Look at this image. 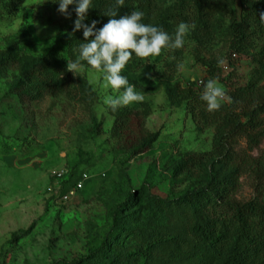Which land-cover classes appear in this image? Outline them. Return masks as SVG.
<instances>
[{
  "label": "rangeland",
  "instance_id": "1",
  "mask_svg": "<svg viewBox=\"0 0 264 264\" xmlns=\"http://www.w3.org/2000/svg\"><path fill=\"white\" fill-rule=\"evenodd\" d=\"M108 1L91 0L84 23ZM75 6L66 18L57 11L58 0H0V264H111L101 248L105 241L125 253L164 241L149 258L119 259L159 264L167 259L165 249H188L198 241L190 205L178 200L203 189L208 173L230 175L207 155L214 130L202 131L186 98L171 103L168 91L201 89L200 81L214 79L197 57L220 69L223 79L236 73L264 84V39L241 56L231 55V25L241 18L238 0L224 21L212 25L196 23L194 0H151L146 24L174 32L181 22L195 28L183 48L136 58L125 67L121 74L144 95L143 102L112 111L103 99L117 93L102 87V74L86 61L73 80L57 79L53 94L35 98L38 84L29 73L42 58L50 55L67 67V60L79 56L84 42L80 30L73 31ZM181 62L183 71L177 69ZM218 83L227 96L229 82ZM121 112L145 116L153 142L144 153L133 155L113 135ZM191 157L201 158L190 165ZM62 170V177L54 175ZM82 174L88 180L72 193ZM132 192L137 203L119 212ZM257 196L252 179L243 176L235 198L248 202Z\"/></svg>",
  "mask_w": 264,
  "mask_h": 264
},
{
  "label": "trees",
  "instance_id": "2",
  "mask_svg": "<svg viewBox=\"0 0 264 264\" xmlns=\"http://www.w3.org/2000/svg\"><path fill=\"white\" fill-rule=\"evenodd\" d=\"M235 1L194 0L197 5L196 23L212 25L224 21ZM238 2L241 6V18L234 20L231 25L232 56H241L254 47L257 39H264V24L259 19L260 12H264V0ZM115 6L116 0H109L104 8L93 12L85 24L91 25L95 20L96 29H99L110 19L105 13ZM133 10L143 11L145 16L142 22L146 23L150 17L151 0H125L116 18L130 14ZM158 27L170 35L175 34L168 27ZM80 39L86 42L83 29L80 30ZM136 58L133 54L127 65L134 63ZM197 59L208 68L209 75L214 79L229 82L225 98L227 102L222 101L218 111L209 112L206 102L200 99L203 88L194 89L192 85L185 89L176 87L173 92L168 91V98L174 103L180 97H185L187 111L198 127L202 131L214 130L212 151L207 155L215 158V165L230 172V175L218 179L208 173L203 189L193 193L188 199L178 200L190 205L192 232L198 241L188 249L181 246L165 249L167 259L159 264H180L185 261L189 264H264V150H260L264 141V84L247 80L236 73L223 79L220 69L200 57ZM66 69L67 67L59 64L50 55L42 58L29 73V78L36 79L38 84L34 97L39 99L53 94L57 90V79L73 80L74 74ZM112 133L133 155L144 153L153 142L148 134L145 116L135 113H119ZM257 150L259 153L255 156L254 152ZM200 158L191 157L189 164L192 165ZM243 176L252 179L258 195L248 202L235 198ZM137 201L138 194L129 193L119 212ZM172 202V199L165 201L167 204ZM162 244L164 241L148 242L144 248L132 253L116 252L108 241L101 248L107 252L111 264H123L119 259L130 256L151 257L153 251L161 248ZM102 249L94 254H101Z\"/></svg>",
  "mask_w": 264,
  "mask_h": 264
},
{
  "label": "clouds",
  "instance_id": "3",
  "mask_svg": "<svg viewBox=\"0 0 264 264\" xmlns=\"http://www.w3.org/2000/svg\"><path fill=\"white\" fill-rule=\"evenodd\" d=\"M58 3L57 11L66 18L71 16L69 6L76 5L74 11L77 18L74 21L73 31L83 29L86 41L80 45L77 59L67 60L66 70L76 75L77 72L83 70L81 61H86L92 69L101 73L102 87L110 88L113 93H117V95H106L103 99V103L112 111L133 103H141L144 100V95L137 92L135 86L131 85L127 77L121 74L131 61L133 54L144 60L160 56L165 49H181L184 47L185 37L190 30L195 28L194 24L181 22L173 36L162 28L143 23L145 13L140 10H133L130 14L116 18L119 8L125 4V0H116V6L105 13L110 19L102 27L96 29L97 21L93 20L91 25L84 23L91 7V0H58ZM259 19L261 24H264V12H260ZM224 63L223 59L218 61L219 65ZM177 69L183 71L185 64L178 63ZM201 83L203 91L200 99L206 102L207 111H218L221 102L226 98L223 86L218 83L217 79H209L206 83L203 81Z\"/></svg>",
  "mask_w": 264,
  "mask_h": 264
},
{
  "label": "built area",
  "instance_id": "4",
  "mask_svg": "<svg viewBox=\"0 0 264 264\" xmlns=\"http://www.w3.org/2000/svg\"><path fill=\"white\" fill-rule=\"evenodd\" d=\"M200 84H202L201 81H200ZM223 102H227V100L225 99ZM64 174H65L64 170L54 173V175L57 176V177H62ZM87 180H88V175L87 174H82L80 180L75 184L74 190L72 191V193H75V191H80L83 188V186H84V184H85V182ZM63 200L68 201L69 200V196L65 195L63 197Z\"/></svg>",
  "mask_w": 264,
  "mask_h": 264
}]
</instances>
